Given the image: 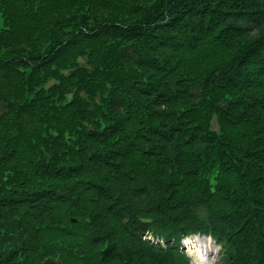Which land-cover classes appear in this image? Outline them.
<instances>
[{
	"label": "trees",
	"instance_id": "1",
	"mask_svg": "<svg viewBox=\"0 0 264 264\" xmlns=\"http://www.w3.org/2000/svg\"><path fill=\"white\" fill-rule=\"evenodd\" d=\"M0 12V264H264V0Z\"/></svg>",
	"mask_w": 264,
	"mask_h": 264
},
{
	"label": "rangeland",
	"instance_id": "2",
	"mask_svg": "<svg viewBox=\"0 0 264 264\" xmlns=\"http://www.w3.org/2000/svg\"><path fill=\"white\" fill-rule=\"evenodd\" d=\"M4 26V22H3V17H2V14L0 12V29ZM189 240L195 245V248H194V252H196V250L202 248L203 250H205L206 253H210V251L212 250V254H210L209 256V259L207 260V264H214L217 260V257H218V253H219V247L216 246V244H214V240H205V237L204 236H199L198 235H195V236H191L190 238H188L186 240V243L189 242ZM192 243L188 244V248H187V251L190 249V246L192 245ZM193 249V248H192ZM192 253H193V250H191ZM189 253H191L189 251ZM217 253V255H216ZM197 254V253H196ZM195 260L197 263L200 264V260L202 261V259H198V254L195 255L193 253ZM206 258V257H205ZM193 261V263H194ZM204 262L202 261L201 264H203Z\"/></svg>",
	"mask_w": 264,
	"mask_h": 264
},
{
	"label": "bare ground",
	"instance_id": "3",
	"mask_svg": "<svg viewBox=\"0 0 264 264\" xmlns=\"http://www.w3.org/2000/svg\"><path fill=\"white\" fill-rule=\"evenodd\" d=\"M206 239H207V240H211L209 237H205V240H206ZM211 251H212V250H211ZM204 252H205V250H204Z\"/></svg>",
	"mask_w": 264,
	"mask_h": 264
}]
</instances>
